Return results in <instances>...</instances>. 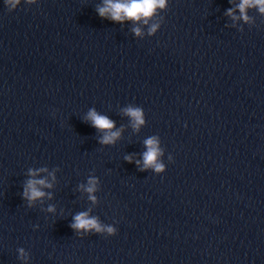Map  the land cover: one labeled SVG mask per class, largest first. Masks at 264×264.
I'll use <instances>...</instances> for the list:
<instances>
[{
	"label": "water",
	"instance_id": "obj_1",
	"mask_svg": "<svg viewBox=\"0 0 264 264\" xmlns=\"http://www.w3.org/2000/svg\"><path fill=\"white\" fill-rule=\"evenodd\" d=\"M239 3L168 0L150 36L103 0H0V264H264V14ZM153 136L163 173L136 164ZM29 170L52 185L32 207ZM80 212L117 234L74 232Z\"/></svg>",
	"mask_w": 264,
	"mask_h": 264
},
{
	"label": "clouds",
	"instance_id": "obj_2",
	"mask_svg": "<svg viewBox=\"0 0 264 264\" xmlns=\"http://www.w3.org/2000/svg\"><path fill=\"white\" fill-rule=\"evenodd\" d=\"M168 0H103V5L97 7L96 11L102 19H109L115 23H123L125 21H131L134 23L142 22L144 25H150L148 35L152 36L157 33L160 28L159 23H151L155 19L158 11L166 9ZM28 6L36 5L39 0H4V5L9 13L14 12L22 4ZM250 7H257L259 11L264 14V0H240L238 9L241 13V18L246 22L248 17L246 10ZM227 15L233 16L231 9L228 10ZM233 19L235 17L233 16ZM137 37L143 35L139 27H135L132 30ZM123 114L130 118L134 129L144 125V112L141 107L129 105L124 108ZM86 122H89L92 127L97 131L103 133L99 143L102 145H111L120 137V131H113L115 124L114 121L109 119L105 115L98 114L95 109L89 110ZM146 151L143 153V167H140V162L136 161L137 167L141 171L153 169L156 173H163L165 171L163 163L158 161L163 153L159 148V140L153 136L144 141ZM128 163H132L131 157H126ZM40 171H45L41 169ZM38 172L29 170V176L31 179L27 180L23 190V198L28 202V206L32 207L37 200L45 197L46 193L42 191V188H51L52 185L45 179H36ZM98 180L94 177L88 179L87 185H81L83 191L89 194V200L93 203L96 202V196L94 193L97 191ZM51 198V197H49ZM49 212H54V207L48 208ZM70 227L77 233H96L107 234V237L115 236L117 229L111 226L102 225L97 217L90 216L89 212H80L73 217V223ZM20 256L23 258L25 253L23 249H20Z\"/></svg>",
	"mask_w": 264,
	"mask_h": 264
}]
</instances>
